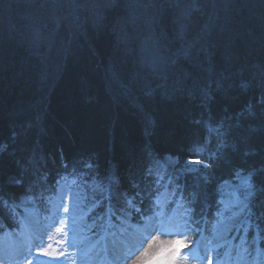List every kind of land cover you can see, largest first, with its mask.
Returning a JSON list of instances; mask_svg holds the SVG:
<instances>
[{
    "label": "trees",
    "instance_id": "obj_1",
    "mask_svg": "<svg viewBox=\"0 0 264 264\" xmlns=\"http://www.w3.org/2000/svg\"><path fill=\"white\" fill-rule=\"evenodd\" d=\"M193 44L196 55L184 57ZM262 97L264 0H0V182L9 202L0 235L18 229L22 198L40 208L64 178L105 187L90 217L99 231L107 212L153 216L162 180L208 231L219 186L264 163ZM166 158L176 168L210 164L201 168L209 184L200 172L175 176ZM250 207L241 246L264 248V217Z\"/></svg>",
    "mask_w": 264,
    "mask_h": 264
},
{
    "label": "rangeland",
    "instance_id": "obj_2",
    "mask_svg": "<svg viewBox=\"0 0 264 264\" xmlns=\"http://www.w3.org/2000/svg\"><path fill=\"white\" fill-rule=\"evenodd\" d=\"M229 52L222 50V57ZM189 79L194 86L196 80H200L197 77ZM194 89H197L196 96L204 100V89L201 86ZM25 128L19 130V135H27ZM194 162L186 161L176 168L175 161L166 158L162 167L173 166L175 176L200 172L204 177L203 166ZM247 176L237 173L233 180L219 186L222 194L220 208L208 233L199 232L190 224L187 209L176 206L165 190L157 199L161 209L139 228L144 234L132 231L128 209H123L124 216L118 215L111 221L102 236L92 233L98 229L90 221V210L97 202L98 193L106 192L105 187L96 179L85 185L64 178L58 182L55 193L43 197L40 208L26 198L17 204L20 229L5 232L0 237V264H28L29 261L31 264H131L137 258V264L145 260H158L159 264L174 254L175 264H209V260L211 264H264L262 247L253 245L249 253L241 250L239 244L249 222V201L244 195ZM65 208L68 212L64 211ZM128 226L131 227L125 231L128 238H120L118 233L124 232ZM57 227H63L64 231L58 233ZM69 239L72 243L67 242ZM48 245H51L50 249ZM43 249H47L51 256H44Z\"/></svg>",
    "mask_w": 264,
    "mask_h": 264
},
{
    "label": "snow or ice",
    "instance_id": "obj_3",
    "mask_svg": "<svg viewBox=\"0 0 264 264\" xmlns=\"http://www.w3.org/2000/svg\"><path fill=\"white\" fill-rule=\"evenodd\" d=\"M195 48L196 45H189L187 48H184L181 50V54L186 57V58H193L196 53H195ZM162 62L161 57L159 56H155L153 58V66L154 67H158L160 65V63ZM172 63H175L174 60L171 61ZM163 75V73H162ZM164 78L166 79V76H164ZM262 103H264V97H262L261 100ZM251 114V113H250ZM195 123L200 124L201 121H195ZM226 145L221 143L219 148H223ZM232 150L235 152H240L241 148L240 145L238 144H233L231 145ZM7 148V145H0V152L5 151ZM252 153H250L249 151L245 150L242 152V155L244 157H248L249 155H251ZM194 163L196 164H201V161H195ZM203 167H210L211 165H202ZM39 179H44V177L40 176L38 177ZM8 183H12V184H21L22 181L21 179L17 178L16 176H10L8 178ZM201 183L203 185H208L209 184V177L208 176H204L202 178ZM244 187L246 188V192L244 193L245 195V199L249 201V203L251 204V207L249 208V211L252 215H258V218L264 217V163H261V165L259 167H252V169L249 171L248 176L245 178L244 180ZM3 189H4V185L3 182H0V209H8L9 208V202L8 200L4 199L2 193H3ZM137 195H139V193H137ZM199 195V194H197ZM127 203L130 206H134V201L133 200H128ZM141 203H143V201H141ZM253 209H255V211H253ZM65 212H68V208L64 209ZM134 211L136 213H141V208L139 207H134ZM61 223L63 224V221H61ZM56 231L58 233H62L64 231L63 227H57ZM68 243H72V241L69 239L67 241ZM177 243H181V242H177ZM39 246V245H37ZM187 246V245H185ZM48 248H51V245H48ZM129 252H132V249H129ZM42 254L44 256H51V253L47 250V249H43L42 250ZM143 255H147V253H144ZM139 258H137L138 260ZM137 260H133L131 262V264H137ZM28 264H31V261L28 262ZM140 264H158V260H145V261H141ZM159 264H175V254L170 257L167 261H159ZM209 264H211V260H209Z\"/></svg>",
    "mask_w": 264,
    "mask_h": 264
},
{
    "label": "bare ground",
    "instance_id": "obj_4",
    "mask_svg": "<svg viewBox=\"0 0 264 264\" xmlns=\"http://www.w3.org/2000/svg\"><path fill=\"white\" fill-rule=\"evenodd\" d=\"M176 194V193H175ZM31 201V200H30ZM32 202V201H31ZM33 204L35 205V207H37L38 205H36L34 202ZM30 226V224H28ZM32 226V225H31ZM16 230V229H15ZM28 230V229H27ZM30 230V229H29ZM31 231V230H30ZM1 257V256H0Z\"/></svg>",
    "mask_w": 264,
    "mask_h": 264
}]
</instances>
